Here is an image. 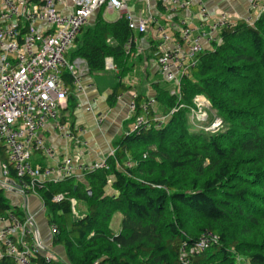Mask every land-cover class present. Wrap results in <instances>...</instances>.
Returning <instances> with one entry per match:
<instances>
[{"label": "trees", "instance_id": "trees-1", "mask_svg": "<svg viewBox=\"0 0 264 264\" xmlns=\"http://www.w3.org/2000/svg\"><path fill=\"white\" fill-rule=\"evenodd\" d=\"M84 29L70 63L83 60L94 73L111 58L122 79L134 50L133 41L125 49L133 39L126 20L109 23L99 15ZM219 39L197 56L177 93L155 86L156 111L166 117L160 128L156 111L141 109L148 99L137 94L130 128L139 115L147 127L126 131L106 168L37 190L48 225L58 231L51 245L65 252V261L55 257L48 264H181V247L206 232L218 241L189 264H264V6L253 23L237 20ZM62 78L67 108L74 80L65 72ZM127 90L120 81L111 98ZM197 96L209 103L204 121L191 119ZM215 119L220 127L206 130ZM56 195L63 196L58 203ZM8 211L23 218L0 191V214ZM116 214L122 216L118 234L110 227ZM33 262L46 264L41 254ZM0 264L15 262L3 255Z\"/></svg>", "mask_w": 264, "mask_h": 264}, {"label": "built area", "instance_id": "built-area-1", "mask_svg": "<svg viewBox=\"0 0 264 264\" xmlns=\"http://www.w3.org/2000/svg\"><path fill=\"white\" fill-rule=\"evenodd\" d=\"M65 1L0 0V149L8 157V164L2 166V171L7 175L8 165L12 166L17 179L15 189L24 198L29 194L37 196V190L44 183H57L67 178L80 179L87 172L106 168L105 160L84 165L72 156L64 157L53 167H42L32 162L35 153L47 158L53 156L52 149L41 135L48 123H53L64 138L74 140L67 125L59 120L69 94L62 74H71L73 85H79L77 67L67 62L66 55L74 47L81 29L96 12L102 8L116 11L126 20L128 28L139 34L145 33L149 25L157 26L159 45L155 61L164 80L174 84L172 94L179 91L181 78L195 67L197 56L206 50L203 43L210 49L211 44L220 42V32L233 27L237 21L226 14L211 17L201 0H157L170 14L181 13L195 2L200 4V24L191 26L182 18L178 39L174 41L159 26L157 18L132 16L127 10V0H67L71 5L70 10L59 11L58 6ZM248 10L251 16L245 21L251 24L261 14L263 6H259L257 0H250ZM132 41L136 42L134 38L128 41L126 50ZM170 43L174 44L173 48L167 47ZM122 97L119 95L117 100ZM136 98L137 93L130 92L128 110L131 116L137 108ZM193 103L196 108L192 110L191 119L206 120L207 114L203 109L209 107L208 101L203 96H197ZM153 105L154 101L148 100L141 105V109L146 111ZM165 120L166 117H156V127L160 128ZM220 125L221 121L215 119L206 130L214 132ZM146 127L144 116L139 115L130 132ZM113 154L114 150L109 156ZM62 199V195H56L53 202L58 203ZM71 204L74 209V202ZM49 231L52 237L58 233L55 225L49 226ZM217 241L214 234L206 232L192 247L182 246L181 264H189V258L206 252ZM49 248L42 242L34 215L26 214L18 218L8 214L5 219L0 218V258L4 255L15 264H37L33 259L41 254L48 264L55 258Z\"/></svg>", "mask_w": 264, "mask_h": 264}, {"label": "crops", "instance_id": "crops-1", "mask_svg": "<svg viewBox=\"0 0 264 264\" xmlns=\"http://www.w3.org/2000/svg\"><path fill=\"white\" fill-rule=\"evenodd\" d=\"M201 1L211 17L226 14L232 20H246L251 16L248 10L250 0H234L232 2L229 0ZM257 2L259 6H264V0H257ZM70 6L69 1L66 0L63 5L58 6V10L69 11ZM199 8V2H195L181 13L170 14L162 8L157 0H140L139 2L127 0V10L132 16L135 18H157L159 26L174 41L178 39L179 23L182 18L187 20L191 26H198L200 24ZM102 9L103 11L99 10L89 19L84 31L92 29L99 15L103 21L109 23L121 18L116 11ZM115 13L117 14L115 20H106L107 16ZM156 28L157 26L155 25H149L143 34L132 31L136 42H134L133 53L127 61L131 69L122 79H119L118 70L114 67L111 58L106 59L104 71L89 73L83 60L73 59V62L70 63L75 45L68 51L66 57L70 64L77 67L79 85H73V98L70 99L68 107L60 111L59 120L61 123L67 125L74 140L70 141L64 138L56 130L53 123H48L41 131V135L47 146L52 149L53 156L47 158L40 153H35L32 156L33 164L42 167H53L66 156H72L84 165L101 163L106 160L111 151L114 150L113 146L115 142L130 129L131 113L128 110L130 92H135L140 96L146 97L148 100L155 101L152 108L156 111L158 104L156 102L157 91L155 86L166 85L171 89L174 88L173 83L164 80L155 59L151 57L154 53L153 50L157 49L159 45ZM173 46L174 44L170 43L167 47L173 48ZM203 46L208 49L206 44L203 43ZM120 81L129 90L120 94L123 96L121 100L113 99L111 98L112 89ZM156 114V117H160L157 111ZM5 164H8V157L4 150L0 149V191H2L3 196L7 200V205L20 213V216L24 217L26 214L34 215L41 237H48V233H50L49 225L41 200L38 196V199H34L31 197L32 194L27 195L25 198L20 196L15 189L17 179L13 173H10L12 169L9 168L7 175L3 174L2 166ZM8 214H11V212L8 211L5 214H0V218L5 219ZM119 231L120 225L119 230L113 232L118 234ZM44 245L47 246V244ZM51 251L55 257L65 261L63 248L55 247Z\"/></svg>", "mask_w": 264, "mask_h": 264}, {"label": "rangeland", "instance_id": "rangeland-1", "mask_svg": "<svg viewBox=\"0 0 264 264\" xmlns=\"http://www.w3.org/2000/svg\"><path fill=\"white\" fill-rule=\"evenodd\" d=\"M117 18V14H113V15H110V16H107L106 17V20L108 21H111V20H115ZM66 60H67V57H66ZM68 62V60H67ZM210 116H215V112L214 111H211L210 113ZM207 116V115H206ZM31 197H33L34 199H38V197L36 195H31ZM24 200V199H23ZM22 200V202H23ZM22 207H24V205H22ZM76 209H78V206L76 207ZM121 219H122V216L119 215V214H116L111 222V229L114 231V232H117L119 230V225H120V222H121ZM42 239V242L44 244H47V247H50L48 250L51 251L53 250V248L51 247V239H52V235L51 233H48V237H44L42 236L41 237ZM47 239V240H46ZM240 261H242V259H240Z\"/></svg>", "mask_w": 264, "mask_h": 264}]
</instances>
